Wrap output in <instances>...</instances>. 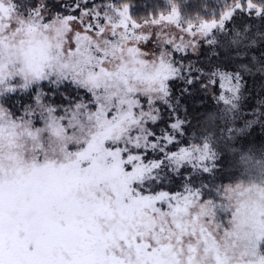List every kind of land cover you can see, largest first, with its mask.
Returning a JSON list of instances; mask_svg holds the SVG:
<instances>
[{
    "label": "snow or ice",
    "instance_id": "snow-or-ice-1",
    "mask_svg": "<svg viewBox=\"0 0 264 264\" xmlns=\"http://www.w3.org/2000/svg\"><path fill=\"white\" fill-rule=\"evenodd\" d=\"M204 7L0 0V264H264V0Z\"/></svg>",
    "mask_w": 264,
    "mask_h": 264
},
{
    "label": "trees",
    "instance_id": "trees-1",
    "mask_svg": "<svg viewBox=\"0 0 264 264\" xmlns=\"http://www.w3.org/2000/svg\"><path fill=\"white\" fill-rule=\"evenodd\" d=\"M165 3L166 0H132L135 14L140 17L150 14L154 7L162 6ZM179 3L185 14L195 15L198 12L202 13L205 11V5H215L217 0H179ZM201 59L203 60V58ZM193 62H195V57H193ZM248 88L249 91L245 94L247 103L244 105L241 115L251 117L253 112L264 102V96L261 95L264 92V80L252 78L249 80ZM248 104L254 107H248ZM192 106L194 109H202L204 107L214 109L217 107V104L211 94L201 92L195 95ZM197 115H203V112L197 113ZM189 119L192 120L193 118L190 116ZM193 123H195L194 120ZM238 123L242 125L243 122L238 121ZM249 131L250 136L248 139L252 142L249 147L259 150L264 146V129L256 125L255 130Z\"/></svg>",
    "mask_w": 264,
    "mask_h": 264
}]
</instances>
